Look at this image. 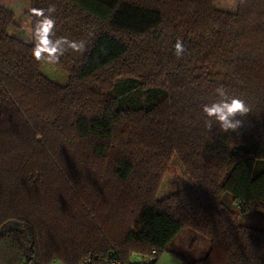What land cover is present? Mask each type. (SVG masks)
I'll use <instances>...</instances> for the list:
<instances>
[{"label":"trees","instance_id":"1","mask_svg":"<svg viewBox=\"0 0 264 264\" xmlns=\"http://www.w3.org/2000/svg\"><path fill=\"white\" fill-rule=\"evenodd\" d=\"M217 1L29 0L31 42L8 33L15 16L0 4V264H79L89 253L157 264L185 227L209 247L182 264H264V223L249 218L264 215V0ZM50 4L56 36L85 45L51 63L64 84L34 56L32 9ZM220 86L250 108L235 132L204 124ZM169 152L193 185L158 200L153 169ZM103 160L133 188L118 244L85 199Z\"/></svg>","mask_w":264,"mask_h":264},{"label":"rangeland","instance_id":"2","mask_svg":"<svg viewBox=\"0 0 264 264\" xmlns=\"http://www.w3.org/2000/svg\"><path fill=\"white\" fill-rule=\"evenodd\" d=\"M0 4L11 10L15 16V25L8 29V33L17 38L31 42L30 18L27 15L29 10V0H0ZM216 6L226 10L234 9L232 0H218ZM40 70L51 80L64 84L67 82L68 74L61 68L47 62L40 61ZM116 90H120L117 88ZM160 163L153 169L154 175L158 177L156 198L163 199L166 196L179 194L193 185V178L190 177L191 169L188 164L182 162L175 153H168L163 158L160 157ZM101 175L99 176L101 184L91 186L85 197L89 205L94 204V216H101L102 235L108 236L111 243L118 244L122 241V233L132 219L131 213V195L130 188L114 181L110 175V163L107 160L99 161ZM95 166V164H94ZM152 171V173H153ZM139 181L134 179L132 185ZM133 189V188H132ZM131 194V195H130ZM99 212V215L97 214ZM77 216H80L79 213ZM88 217L91 219L90 214ZM92 218H94L92 216ZM254 224L264 223V215L252 213L249 216ZM92 221V219H91ZM208 239L201 233L192 228L185 227L179 234L167 245V249L162 251L157 257V264H181L182 258L173 255L169 250L182 252L186 260H195L204 256L208 250ZM126 250V249H124ZM205 250V251H204ZM204 251V253H203ZM192 258V259H191ZM264 260V253L262 254Z\"/></svg>","mask_w":264,"mask_h":264},{"label":"clouds","instance_id":"3","mask_svg":"<svg viewBox=\"0 0 264 264\" xmlns=\"http://www.w3.org/2000/svg\"><path fill=\"white\" fill-rule=\"evenodd\" d=\"M56 11L54 4L47 9H32L33 14L38 18L32 29L35 41L34 56L37 60H45L56 63L68 50L83 52L84 42L69 40L65 37H57L55 33L56 21L53 14ZM175 54L180 57L185 52L181 41L175 44ZM217 99L202 106V112L206 117L204 124L209 132L213 127H218L221 132L237 131L243 126V117L250 112L246 101L240 97L229 95L223 87L215 89Z\"/></svg>","mask_w":264,"mask_h":264},{"label":"built area","instance_id":"4","mask_svg":"<svg viewBox=\"0 0 264 264\" xmlns=\"http://www.w3.org/2000/svg\"><path fill=\"white\" fill-rule=\"evenodd\" d=\"M151 252L153 253L154 250H151ZM133 257L135 258V256ZM136 258H138V260H133L131 257L132 261H124L120 258L111 257L110 253H89L83 259H81L79 264H138V262L147 263L148 261V257L136 255Z\"/></svg>","mask_w":264,"mask_h":264},{"label":"crops","instance_id":"5","mask_svg":"<svg viewBox=\"0 0 264 264\" xmlns=\"http://www.w3.org/2000/svg\"><path fill=\"white\" fill-rule=\"evenodd\" d=\"M205 251V250H204ZM204 251H203V253H204ZM169 252L170 253H172L173 255H176V256H178V257H180V258H182V256H183V254H182V252L180 253V252H177V251H175V250H169ZM178 254V255H177ZM203 256V255H202ZM201 256V257H202ZM132 259L134 260H138V258H136V256H135V258L132 256ZM192 259V258H191ZM182 264V263H181Z\"/></svg>","mask_w":264,"mask_h":264}]
</instances>
